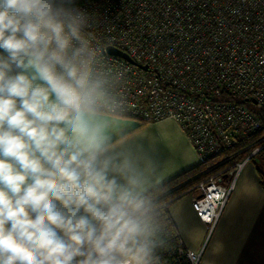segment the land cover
<instances>
[{"label": "clouds", "instance_id": "clouds-1", "mask_svg": "<svg viewBox=\"0 0 264 264\" xmlns=\"http://www.w3.org/2000/svg\"><path fill=\"white\" fill-rule=\"evenodd\" d=\"M89 19L0 0V264H150L142 173L89 122Z\"/></svg>", "mask_w": 264, "mask_h": 264}, {"label": "built area", "instance_id": "built-area-1", "mask_svg": "<svg viewBox=\"0 0 264 264\" xmlns=\"http://www.w3.org/2000/svg\"><path fill=\"white\" fill-rule=\"evenodd\" d=\"M79 7L90 14L91 67L103 93L97 112L138 122L175 119L198 163L262 131L258 114L242 101L264 109V0H94ZM260 142L264 135L223 155L197 184L192 206L206 234L199 251L186 250L191 264H200L243 169L264 147ZM251 146L248 156L234 160Z\"/></svg>", "mask_w": 264, "mask_h": 264}, {"label": "crops", "instance_id": "crops-1", "mask_svg": "<svg viewBox=\"0 0 264 264\" xmlns=\"http://www.w3.org/2000/svg\"><path fill=\"white\" fill-rule=\"evenodd\" d=\"M89 122L121 159H128L142 173L141 195L198 164L195 149L173 118L140 124L133 118L95 111ZM195 197H182L169 211L183 245L199 251L206 225L192 206ZM200 264H264V182L255 165L248 163L243 169Z\"/></svg>", "mask_w": 264, "mask_h": 264}, {"label": "trees", "instance_id": "trees-1", "mask_svg": "<svg viewBox=\"0 0 264 264\" xmlns=\"http://www.w3.org/2000/svg\"><path fill=\"white\" fill-rule=\"evenodd\" d=\"M92 1L94 0H77V3L78 5H84ZM242 103H246L258 114L263 124L261 132L252 135L246 142L235 149L227 150L222 155L214 157L205 163H198L141 195L145 201L144 220L147 230V240L151 249L150 264H191L185 255L187 248L181 241L178 229L170 215L169 206L191 193L197 184L208 178L211 170H206L223 155L247 147L264 135V109H256L253 104L245 100ZM139 123L143 124L145 122ZM263 143L260 142L256 145L260 146ZM255 146L245 149L234 160H243ZM252 160L262 182H264V170L262 168L264 167V147L257 152L256 157L252 158Z\"/></svg>", "mask_w": 264, "mask_h": 264}, {"label": "water", "instance_id": "water-1", "mask_svg": "<svg viewBox=\"0 0 264 264\" xmlns=\"http://www.w3.org/2000/svg\"><path fill=\"white\" fill-rule=\"evenodd\" d=\"M107 49H108L109 53L121 56L122 58L126 59L130 63L135 64L134 60L127 53L123 52L122 50H120L114 46H108ZM140 67L144 70L147 69L146 65H141ZM252 102L255 103L254 100Z\"/></svg>", "mask_w": 264, "mask_h": 264}, {"label": "rangeland", "instance_id": "rangeland-1", "mask_svg": "<svg viewBox=\"0 0 264 264\" xmlns=\"http://www.w3.org/2000/svg\"><path fill=\"white\" fill-rule=\"evenodd\" d=\"M249 164H251V165H255L253 160H251V161L249 162ZM262 168H263V170H264V167H262ZM192 195H193L194 197L199 195V191H198L197 188H193L192 191H191V193H189V194L187 195V197L192 198V197H193Z\"/></svg>", "mask_w": 264, "mask_h": 264}, {"label": "snow or ice", "instance_id": "snow-or-ice-1", "mask_svg": "<svg viewBox=\"0 0 264 264\" xmlns=\"http://www.w3.org/2000/svg\"><path fill=\"white\" fill-rule=\"evenodd\" d=\"M205 217H206V218H208V216H207V215H205Z\"/></svg>", "mask_w": 264, "mask_h": 264}]
</instances>
